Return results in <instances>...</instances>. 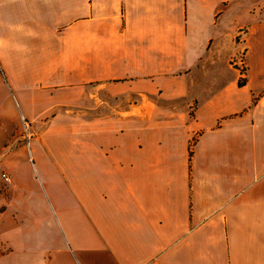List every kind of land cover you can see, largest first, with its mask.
Instances as JSON below:
<instances>
[{"label":"crops","instance_id":"crops-1","mask_svg":"<svg viewBox=\"0 0 264 264\" xmlns=\"http://www.w3.org/2000/svg\"><path fill=\"white\" fill-rule=\"evenodd\" d=\"M0 88V264H264V0H0Z\"/></svg>","mask_w":264,"mask_h":264},{"label":"rangeland","instance_id":"rangeland-1","mask_svg":"<svg viewBox=\"0 0 264 264\" xmlns=\"http://www.w3.org/2000/svg\"><path fill=\"white\" fill-rule=\"evenodd\" d=\"M251 4L253 5L252 11L257 10L258 7L262 8L261 7L262 4H256V3H251ZM246 31H247V28H245V29L242 28V29H240L237 32V34L235 36V39H234L235 42H236V44H237L236 45L237 50H236L234 56H232L230 58V60H229L230 66L236 71L237 76H239V78H240V83H241V81H242V83H244V80H245L246 74H247V71L246 70H247V67H248L247 66V63H248L247 62V53H248V50H247L246 45L244 44V41L245 40H244V37H243L245 35ZM224 74H225L224 77H230V75H231L230 71L224 72ZM0 90H1V88H0ZM263 92H264V90H263ZM260 94H261V92H260ZM19 117H21V126L18 127L15 135L13 136V139L16 140V141L18 140L19 142H22L21 141L22 140L21 139V133L23 131V125H24L23 119L25 118L27 121H29L32 130L35 132V136H34V138L31 141V144H32V142L34 141V139L38 138V136H39V132H38V130L35 127L36 125H35V123H34L33 120H31V119L23 116V114H21ZM6 128L7 127L5 125H2V129H0V139L4 137V134L7 131ZM3 174L4 173L1 172V175H2L1 176V179L4 181V183L5 184L10 183V182H7L4 179ZM1 184H2V182H1ZM0 203H1V201H0Z\"/></svg>","mask_w":264,"mask_h":264},{"label":"built area","instance_id":"built-area-1","mask_svg":"<svg viewBox=\"0 0 264 264\" xmlns=\"http://www.w3.org/2000/svg\"><path fill=\"white\" fill-rule=\"evenodd\" d=\"M23 123L24 125L23 131L21 133V139L28 147H30L31 141L35 136V132L32 130L29 121H27L25 118L23 119ZM3 177L7 182H11V178L7 174L4 173Z\"/></svg>","mask_w":264,"mask_h":264}]
</instances>
